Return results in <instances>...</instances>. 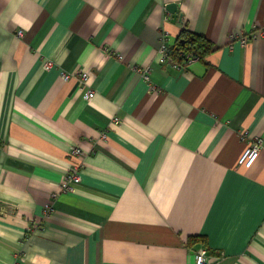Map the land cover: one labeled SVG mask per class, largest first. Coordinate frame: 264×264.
Segmentation results:
<instances>
[{
    "label": "crops",
    "instance_id": "obj_1",
    "mask_svg": "<svg viewBox=\"0 0 264 264\" xmlns=\"http://www.w3.org/2000/svg\"><path fill=\"white\" fill-rule=\"evenodd\" d=\"M256 29L264 0H0V264H196L200 246L264 264V37L241 43ZM184 30L212 50L161 65Z\"/></svg>",
    "mask_w": 264,
    "mask_h": 264
},
{
    "label": "built area",
    "instance_id": "obj_2",
    "mask_svg": "<svg viewBox=\"0 0 264 264\" xmlns=\"http://www.w3.org/2000/svg\"><path fill=\"white\" fill-rule=\"evenodd\" d=\"M167 19V18H166ZM19 36H22V32L18 33ZM259 37H264V30L262 29H256L249 35H245L241 37V43L242 45H247L250 41L256 40ZM173 44L168 40L167 35H163L161 39V45L158 50V54L160 57V63L163 66L170 65L171 67L176 68L177 70H186L188 66H190L193 62L198 61V59L191 54L186 56V61L184 63H179L176 61L172 56H171V48ZM121 59V58H119ZM48 68L52 66V63L47 64ZM149 71H144L143 72V78L145 80H149ZM63 77L66 80H69L72 76H78L80 79V83L82 85V88L85 91L84 98L85 100L89 101L95 97V92L94 90H90L87 88L88 85V80H89V75L87 73H79L78 75L76 74H67V73H62ZM263 149V140L260 138H256L251 143L248 145L244 153L242 154L240 160H239V165L245 169H251L256 161L259 158V155ZM72 155L76 157H82L83 152L78 149L74 148L71 152ZM82 166L76 165L74 166L71 170L70 173L68 174V177L66 179V182H64L62 189L64 191H72L73 186L77 185L81 182V177H80V171H81ZM52 211V208L49 209L48 212ZM23 257L18 255L16 257V260L14 264H24ZM195 261L196 264H212L211 257L205 248H200L198 251L195 253Z\"/></svg>",
    "mask_w": 264,
    "mask_h": 264
},
{
    "label": "trees",
    "instance_id": "obj_3",
    "mask_svg": "<svg viewBox=\"0 0 264 264\" xmlns=\"http://www.w3.org/2000/svg\"><path fill=\"white\" fill-rule=\"evenodd\" d=\"M212 47V43L205 37L184 30L173 44L171 56L179 63H184L189 54L201 61L210 53ZM200 248L208 251L206 247L200 246Z\"/></svg>",
    "mask_w": 264,
    "mask_h": 264
},
{
    "label": "water",
    "instance_id": "obj_4",
    "mask_svg": "<svg viewBox=\"0 0 264 264\" xmlns=\"http://www.w3.org/2000/svg\"><path fill=\"white\" fill-rule=\"evenodd\" d=\"M168 10L174 15V17H176L177 14V10H178V5L177 4H170L168 5ZM200 249V247L198 248V250ZM197 250V251H198Z\"/></svg>",
    "mask_w": 264,
    "mask_h": 264
}]
</instances>
